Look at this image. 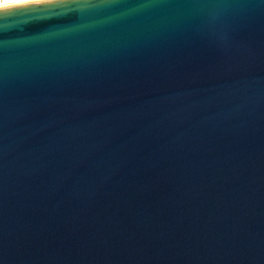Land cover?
Instances as JSON below:
<instances>
[{"label":"water","instance_id":"obj_1","mask_svg":"<svg viewBox=\"0 0 264 264\" xmlns=\"http://www.w3.org/2000/svg\"><path fill=\"white\" fill-rule=\"evenodd\" d=\"M0 264H264V0L0 8Z\"/></svg>","mask_w":264,"mask_h":264},{"label":"built area","instance_id":"obj_2","mask_svg":"<svg viewBox=\"0 0 264 264\" xmlns=\"http://www.w3.org/2000/svg\"><path fill=\"white\" fill-rule=\"evenodd\" d=\"M47 0H0V8Z\"/></svg>","mask_w":264,"mask_h":264}]
</instances>
